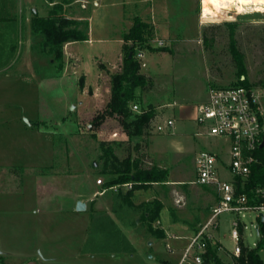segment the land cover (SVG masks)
I'll list each match as a JSON object with an SVG mask.
<instances>
[{
	"label": "rangeland",
	"instance_id": "1",
	"mask_svg": "<svg viewBox=\"0 0 264 264\" xmlns=\"http://www.w3.org/2000/svg\"><path fill=\"white\" fill-rule=\"evenodd\" d=\"M50 8L48 0H0V131L2 158L9 163L0 182V247L17 250L15 242L32 234L26 226L33 223L41 243L38 254L52 259L45 264H177L181 253L167 245H187L217 203L215 189L195 183V156L212 151L228 161L224 140L197 135L195 107L207 101L214 87L238 86L241 80L256 85L264 78V13L239 14L233 7L203 19L202 0H80L66 15L91 14L94 41L69 49L66 43L58 58L45 48V37L31 28L34 13L45 16ZM136 25L146 26V35L142 41L126 42L121 58L116 39H124ZM232 34L244 55L241 78ZM125 46H135L136 56L143 52L146 66L141 71L152 80L150 89L142 94L137 90L139 108L155 106L159 123L175 120L172 129L155 133L151 127L145 137L131 142L117 119L91 125L110 100L111 77L122 70ZM138 142L148 162L168 170V181L136 190L130 201L124 190L96 195L97 179L108 181L118 173L107 174L106 161L112 165L116 156L125 170L124 160L136 157ZM150 147L156 159L148 156ZM171 180L183 182L169 184ZM179 198L182 205L176 202ZM78 201L87 204L85 212L74 210ZM155 201L163 209L153 226L165 232L164 238L154 237L143 219ZM32 205L42 210L34 217L27 213ZM236 219L225 212L219 228L212 229L221 264L234 263ZM240 221L243 246L256 248L257 214ZM172 234L183 239H171ZM259 255L264 264V248ZM3 260L26 264L16 257Z\"/></svg>",
	"mask_w": 264,
	"mask_h": 264
},
{
	"label": "built area",
	"instance_id": "2",
	"mask_svg": "<svg viewBox=\"0 0 264 264\" xmlns=\"http://www.w3.org/2000/svg\"><path fill=\"white\" fill-rule=\"evenodd\" d=\"M137 57L141 67H145L143 52H139ZM132 111L139 113L141 109L135 104ZM194 120L199 127L197 135L219 138L227 143L228 161H223L212 151H201L195 156V183L215 189L217 203L212 207L206 223L201 224L189 239L177 264H212L206 258L208 246L214 239L212 229L219 228L218 219L225 212L238 216L232 223V238L235 242L232 256L240 258L243 250L241 218L249 213H256L260 222L254 228L259 241L263 237L261 223L264 224V182L251 185L250 178L253 166L259 163V150L264 149V146L261 147L264 142V85L214 87L210 89L207 101L197 106ZM174 125L173 119L159 123L156 118L152 128L155 133H162L172 129ZM112 136L117 138L119 133L114 132ZM226 174L231 175L232 179H225ZM106 182L102 177L97 179L96 184L100 190L96 195L102 196L108 191H129L134 186V183L129 182L107 188ZM176 202L183 204L180 198ZM171 238L178 239L177 236ZM167 249L173 251L170 244ZM233 264L240 263L234 261Z\"/></svg>",
	"mask_w": 264,
	"mask_h": 264
},
{
	"label": "trees",
	"instance_id": "3",
	"mask_svg": "<svg viewBox=\"0 0 264 264\" xmlns=\"http://www.w3.org/2000/svg\"><path fill=\"white\" fill-rule=\"evenodd\" d=\"M51 8L47 11L45 16H41L39 12H35L31 20V28L33 32L40 33L45 37L44 46L49 53H56L58 58L62 57V47L66 43L80 42L88 40L85 30L81 28V23L78 20L70 19L66 15V7L72 1L70 0H48ZM235 27L236 25H232ZM146 35V26L136 25L131 32L125 35V43L128 41H142ZM125 56L121 72L114 74L111 77L110 100L107 103L104 112L98 113L91 124L92 127L102 124L107 117H112L120 121L122 130L129 137V142L136 138H143L151 129L153 122L158 117L157 108L153 105L141 107L139 113L133 112L132 107L137 103L139 98L136 93L137 90L142 92L151 88L152 80L144 73H142L140 61L137 59L135 46H125ZM232 54L236 62L240 78L245 75L244 55L237 48L236 41L232 34L231 44ZM84 80V79H83ZM84 82V81H82ZM264 85V78L258 83ZM240 85L249 86L247 80H241ZM257 85V84H256ZM140 94V96H141ZM142 142L135 144L134 151L136 157L134 159L127 158L124 160L126 164L125 170L120 166L123 161H120L116 156L112 165L106 161L104 170L107 174L112 171H118L117 176L108 180L105 184L107 188L114 185H121L132 182L134 186L127 192V200L130 201L133 193L136 190L143 189L152 185L153 183H165L168 181L169 172L167 169L148 162L147 155L141 154ZM105 148L106 153L113 155V150ZM259 163L253 166L250 178V184L255 185L264 182V149L259 150ZM148 163H151L149 165ZM131 203V202H130ZM163 205L159 201H155L151 206H147L144 211L143 219L148 222V229L150 233L157 238L166 237L165 232L160 228H154V223L160 219V213ZM94 217V216H92ZM108 217V216H107ZM109 218V217H108ZM110 219V218H109ZM110 222L115 226L114 220ZM115 232L119 233L120 237L127 240V238L120 232L119 228L115 227ZM95 231V230H94ZM99 229H96V233ZM90 235H94L90 229ZM261 233L263 237L254 249H249L243 246L240 258H234V261L240 264H263L259 252L264 248V224L261 223ZM127 251V249H124ZM133 252L132 248L129 250ZM208 263L221 264L217 249L210 243L206 254Z\"/></svg>",
	"mask_w": 264,
	"mask_h": 264
},
{
	"label": "crops",
	"instance_id": "4",
	"mask_svg": "<svg viewBox=\"0 0 264 264\" xmlns=\"http://www.w3.org/2000/svg\"><path fill=\"white\" fill-rule=\"evenodd\" d=\"M79 1L80 0H74L73 2H71L70 4H68L66 8L74 6ZM98 5L100 7V4H98ZM82 9L84 10L86 8H83L82 7ZM71 10L72 9H70V10L66 9V12L70 11V12L73 13V10L72 11ZM84 12H86V11H83V13ZM81 16H84V17H79V18L78 17H74V19L75 20H80V21H83V20L85 21L86 26L84 25L85 23L84 24H81V28L83 30H85V33L87 34L88 40H86V41H80V42L68 43V49L71 48L74 45H77V44H81V43H91L92 41H94V40L91 39V31H90L91 30L90 29V22H91V18H92L91 17V14H89V13L86 14L85 13V15H81ZM117 38L118 39H116V41L118 42V44H120V48H121V58H122V55H123V46L125 44V41L123 40V38H122L121 35H120V37H117ZM77 57H79V56H77ZM99 63L100 64H103L102 62H99ZM85 77L86 76H84V78ZM198 105H200V104H198ZM198 105H196V107H195V116L194 117H196V114H197V106ZM193 121H195V120H193ZM1 133L2 132L0 131V172H1L0 173L1 174L0 182L5 179L4 176L2 175L3 168H6L5 170L7 171V168H8V165H9L8 161L5 160V162H4V160L2 158V135H1ZM149 155L152 157V159H156L155 158V153L151 150V147H150V149H148V156ZM32 177L34 178V176H32ZM6 179L7 180H5V181H8V178H6ZM25 179H26V177H23L22 180H24V182H22L21 187L25 186V182H26ZM181 182H183V181H180V180H176V181L175 180H171V181H169V184H175V183H181ZM99 188H98V191L100 190ZM208 188H210V187H208ZM124 191H126V190H124ZM121 192L122 191H120L119 193H121ZM126 192H128V191H126ZM27 207H28V209H30V210L27 211V213L29 215L32 214V217H34L33 215L35 214V212H37V211H40L41 212L42 211L40 208L37 207V205H32V209L29 206H27ZM212 207L210 208V211H211ZM74 210L76 211V207L74 208ZM159 222L161 224V221H159ZM26 228L32 230V234L29 237L19 238L17 240V242H15V245L18 246V249L17 250H13L12 248H9V249L8 248H5V249H3V247H0V249H1V251H0V264H3L4 263V260L3 259H5V258L6 259L7 258L10 259V258H13V257L21 258L23 260H26V264H45L46 262L52 260L50 257H41L38 254V250H40V248H41V243L38 240V238H36V236L34 235L35 224H33V223L32 224H28L26 226ZM38 228H39V226H38ZM197 229H195V231H197ZM172 236H176V234H172ZM171 239H174L176 241H179V240H182L183 238H181V239H179V238L178 239L171 238ZM184 239H186V237H184ZM188 239H190V238H188ZM186 246L187 245L181 244V242H180V243L176 244V246L174 247L173 251L176 250L177 252H180L182 254V252H183V250L185 249Z\"/></svg>",
	"mask_w": 264,
	"mask_h": 264
},
{
	"label": "bare ground",
	"instance_id": "5",
	"mask_svg": "<svg viewBox=\"0 0 264 264\" xmlns=\"http://www.w3.org/2000/svg\"><path fill=\"white\" fill-rule=\"evenodd\" d=\"M233 7L239 14L248 10L264 13V0H202V18L219 17L222 11L232 10Z\"/></svg>",
	"mask_w": 264,
	"mask_h": 264
},
{
	"label": "water",
	"instance_id": "6",
	"mask_svg": "<svg viewBox=\"0 0 264 264\" xmlns=\"http://www.w3.org/2000/svg\"><path fill=\"white\" fill-rule=\"evenodd\" d=\"M264 146V142L263 144L261 145V147ZM97 165V164H95ZM87 210V204L83 201H78L77 204H76V211L77 212H85Z\"/></svg>",
	"mask_w": 264,
	"mask_h": 264
}]
</instances>
